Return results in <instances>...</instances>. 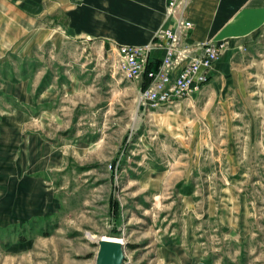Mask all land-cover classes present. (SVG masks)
Returning <instances> with one entry per match:
<instances>
[{
	"label": "rangeland",
	"instance_id": "rangeland-1",
	"mask_svg": "<svg viewBox=\"0 0 264 264\" xmlns=\"http://www.w3.org/2000/svg\"><path fill=\"white\" fill-rule=\"evenodd\" d=\"M9 14L0 11V264H96L105 236L123 241L124 264H264V29L237 80L202 95L204 69L199 92L159 108L144 93L161 70L177 77L179 55L145 65L141 54L128 80L119 48L132 44L55 49L57 11L34 26ZM33 64L27 92L17 85ZM61 70L83 78L33 103L43 74Z\"/></svg>",
	"mask_w": 264,
	"mask_h": 264
},
{
	"label": "crops",
	"instance_id": "crops-1",
	"mask_svg": "<svg viewBox=\"0 0 264 264\" xmlns=\"http://www.w3.org/2000/svg\"><path fill=\"white\" fill-rule=\"evenodd\" d=\"M166 5V0H0V11L8 10L11 18H18L21 13L26 16L28 25L33 26L38 18L50 17L57 11L58 41L55 49L64 47L70 39L115 49L119 44H146L160 27H169L171 21L166 19ZM183 13L193 23L188 44L194 47L208 41L226 44L223 54L210 71L202 95H208L211 88H216L220 82L237 80L240 77L237 66H240L243 49L256 41L264 29V0H191ZM164 54L163 49H158L154 56L161 59ZM180 67L181 63L174 69V76ZM36 73L17 86L31 92ZM82 78L76 73L69 76L62 70L53 73L48 86L40 94L35 93L31 101L37 103L42 99L45 103L52 102L58 97V87L61 89L67 85L70 87L68 91H72ZM11 86L4 83V91L11 92ZM41 142L51 147L48 141ZM51 149L55 152L60 148Z\"/></svg>",
	"mask_w": 264,
	"mask_h": 264
},
{
	"label": "built area",
	"instance_id": "built-area-1",
	"mask_svg": "<svg viewBox=\"0 0 264 264\" xmlns=\"http://www.w3.org/2000/svg\"><path fill=\"white\" fill-rule=\"evenodd\" d=\"M166 1L167 17L173 18L175 26L162 27L156 31L155 43L146 46L123 45L119 48V54L122 57L121 71L128 80L135 79L143 69L142 61L139 59L141 54H145V65L148 61V56L152 58V55L159 48L165 50V54L162 57L164 64L171 62V57L174 54L179 55L178 63H183V67L177 77L172 79L171 72L164 73L162 77L161 70L157 74V78L160 77L161 83L144 93L143 99L145 102L159 108L170 106L199 92L201 85L208 78L201 72L204 69L208 70L213 67L214 62L219 59L225 46V43L208 41L194 47L188 44L186 40H180L183 32L189 37L193 28V23L180 14L182 6H186L191 0ZM198 49L201 50V53H197Z\"/></svg>",
	"mask_w": 264,
	"mask_h": 264
},
{
	"label": "water",
	"instance_id": "water-1",
	"mask_svg": "<svg viewBox=\"0 0 264 264\" xmlns=\"http://www.w3.org/2000/svg\"><path fill=\"white\" fill-rule=\"evenodd\" d=\"M98 245L96 264H124L126 258L124 243L102 237L98 240Z\"/></svg>",
	"mask_w": 264,
	"mask_h": 264
},
{
	"label": "trees",
	"instance_id": "trees-1",
	"mask_svg": "<svg viewBox=\"0 0 264 264\" xmlns=\"http://www.w3.org/2000/svg\"><path fill=\"white\" fill-rule=\"evenodd\" d=\"M37 68H38V64L37 65L33 64L31 68L32 70L31 73H28V75L24 73V79H28L32 77L37 72ZM51 79H52V73L50 71H47L42 83L39 85L37 94H40L48 86ZM12 81L17 82L19 80H17L16 78H13Z\"/></svg>",
	"mask_w": 264,
	"mask_h": 264
},
{
	"label": "bare ground",
	"instance_id": "bare-ground-1",
	"mask_svg": "<svg viewBox=\"0 0 264 264\" xmlns=\"http://www.w3.org/2000/svg\"><path fill=\"white\" fill-rule=\"evenodd\" d=\"M186 6H182V8L180 9V14L181 15H183L185 18H186V16H185V14L183 13V9L185 8ZM166 17H167V5H166ZM156 37V35H154V38ZM153 38V39H154ZM186 42H187V40H186ZM213 42H216V43H220V42H217V41H213ZM225 47H226V44H225V46H224V48H223V50H222V53H221V55L223 54V52H224V50H225ZM159 49H162V48H159ZM158 50V49H157ZM164 50V49H163ZM165 51V50H164ZM197 53H201V50L200 49H198L197 50ZM221 55H220V57H221ZM219 57V58H220ZM219 60V59H218ZM218 60H216V61H218ZM215 61V62H216ZM214 62V63H215ZM214 65V64H213ZM182 69V68H181ZM181 71V70H180ZM179 71V72H180ZM192 96H194V95H192ZM103 238H105V239H109V240H113V241H115V240H118L119 242H122L123 243V241L121 240V239H118V238H109V237H103ZM91 239H94V237H92Z\"/></svg>",
	"mask_w": 264,
	"mask_h": 264
}]
</instances>
